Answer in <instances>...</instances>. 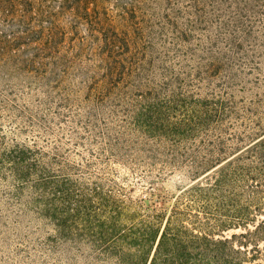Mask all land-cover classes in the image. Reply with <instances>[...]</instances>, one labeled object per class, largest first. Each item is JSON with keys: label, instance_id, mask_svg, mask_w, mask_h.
Here are the masks:
<instances>
[{"label": "trees", "instance_id": "1", "mask_svg": "<svg viewBox=\"0 0 264 264\" xmlns=\"http://www.w3.org/2000/svg\"><path fill=\"white\" fill-rule=\"evenodd\" d=\"M175 1V40L203 45L211 66L206 96L187 90L185 79L166 68L161 84L148 74L144 89L124 93L128 98L125 105L122 100L107 105L105 88L98 89L97 109L86 111L82 122L86 136L81 138L84 144L104 142L105 150L114 152L110 156L119 157L123 165H187L194 183L185 193V202L165 213L141 214L122 197L120 189L108 183L111 178L88 170L90 162L75 164L68 155H59L57 147L50 155L36 145L8 144L0 135V186L12 187L10 192L0 191L6 197L0 195V233L23 239L24 226L36 225L38 229V225L49 224L52 233L39 245L55 255L51 264H264L258 261L261 251L256 243L249 250L247 244H235L238 236L251 238L264 232V111L255 122L241 115L233 94L226 90L231 80L222 83L221 72L212 73L218 65L227 67L225 77L231 79L243 64H250L253 71L264 67V0ZM94 2L0 0V10L7 6L13 13L20 7L30 14V43L26 45L30 57L24 60L41 66L34 70L40 74L39 84L50 82L41 79L46 76V62L59 58L54 51L63 44L60 17L64 14L74 18L69 23L77 33L74 40H85L78 37L79 27L84 26L86 41H101L110 77L127 59L142 56L150 48L147 41L133 43L122 28L128 20L126 4L118 5L117 14L123 22L113 29L93 19L100 8L106 14L105 7L90 5ZM135 24L139 29V23ZM11 49L0 36V55ZM255 82L263 85L264 78L256 77ZM43 104L47 116L42 122H55L49 106ZM241 107L254 113L248 106ZM28 121L35 125L32 116ZM235 125L242 133L230 131ZM244 140L249 143L231 145ZM160 150L170 154L160 155ZM26 190H30V201L23 202ZM9 198L19 200L20 206ZM256 213L263 219L250 231L247 226ZM240 227L246 232L229 237L223 234ZM0 242L9 244L4 239ZM21 262L33 263L31 259Z\"/></svg>", "mask_w": 264, "mask_h": 264}, {"label": "rangeland", "instance_id": "2", "mask_svg": "<svg viewBox=\"0 0 264 264\" xmlns=\"http://www.w3.org/2000/svg\"><path fill=\"white\" fill-rule=\"evenodd\" d=\"M121 3L129 7L127 24L122 28L126 29L133 43L147 41L151 44L150 48L142 56L136 55L127 59L125 65L120 66L117 72L112 71L114 77H110L107 63L102 56L104 50H100L103 47L101 41H86L88 33L84 26L79 27L78 37L83 36L85 40L83 42L74 40L77 33H74L69 25L74 18L71 14H64L60 17L63 44L54 51V56L59 58L55 60L51 58L46 62L45 70L48 77L41 78L50 80L47 86L39 84L37 81L40 74L34 73V70L41 66L24 60L30 57V48H26L30 43V33H28L30 14L23 12L20 7L13 13L8 11L7 6L1 8L0 36L2 41L9 42L13 49L8 52L4 50L0 55V135L6 137L8 144L20 142L28 146L36 145L48 151L50 155H53L54 147H57L59 155H68L69 161L75 164L90 162L92 166L88 170L111 178L108 183L120 189L124 193L122 197L141 214L165 213L177 203L180 205L185 202V193L194 183L188 176L190 172L188 166L182 163L166 167H160L158 164L155 167L123 165L119 157L110 156L114 152L105 150L108 148L104 142L84 144L85 139L81 137L86 136V133L82 122L88 109H97L95 99L98 97V89L105 88V97L109 98L107 105L114 104L115 100H122L121 104L125 105L128 98L124 93L131 94L136 88L144 89L145 75L149 74V77L155 81L160 79L159 84H161L163 68L177 72L185 79L187 90L199 91L200 97H204L210 81L208 72L211 66L205 59L203 45L197 47L195 45L197 42L194 40L191 43L175 40L174 35L177 30L175 0H95L90 5L105 7L106 14L100 8L93 19L100 23H108L113 29L119 28L123 21L117 14V7ZM133 12L135 14H130ZM136 22L139 23V29ZM99 31L106 32V29ZM189 48L192 49V54L187 55ZM10 55L16 57L11 58ZM225 68L218 65L213 68L212 73L220 71L219 78L222 83L231 80V83L227 84L230 88L226 90L233 94L236 104L240 107L239 113L247 115L254 122L259 120L262 115L260 113L264 111V102L253 100H264V84L255 82L256 77L264 78V67L260 65L258 71H253L250 64H243L240 72L235 73L236 78L232 76L231 79L225 77L228 73L227 67ZM108 76L109 79L106 80ZM213 80L217 81L216 77ZM43 103L49 106V115L54 117L52 119L55 122H42L47 116ZM243 105L248 106L254 113L248 114L249 112L241 107ZM59 112L63 115H58ZM31 116L35 125H31L28 121ZM240 120L244 122L243 119ZM250 125L253 126V123L251 122ZM42 127L46 129V133ZM230 131L242 133L243 130L235 125ZM247 143L249 142L244 140L233 142L231 145L241 147ZM160 151V155L170 154ZM181 153L191 154L190 151ZM2 190L10 192L12 187L1 185L0 191ZM24 193L26 194L23 202L30 201V190ZM0 195L1 199H6L4 193ZM8 200H12L16 205L20 202L11 198ZM262 219V214L256 213L254 222L249 223L247 229L252 231L254 225ZM35 226H24L26 236L23 239L16 237L18 235L0 233V239L9 243L6 246L0 242V264H23L21 259H31L33 261L31 264H41V262L51 264L55 255L43 250L39 245L46 235L52 233L51 226L47 223L38 225V229ZM19 231L16 230L17 233ZM245 232L246 229L240 227L226 230L223 234L229 237L233 233L238 235ZM240 243L247 244L248 250L256 243L261 251L258 261L264 263V232L251 238L236 237V246ZM243 246L241 248L245 247Z\"/></svg>", "mask_w": 264, "mask_h": 264}]
</instances>
